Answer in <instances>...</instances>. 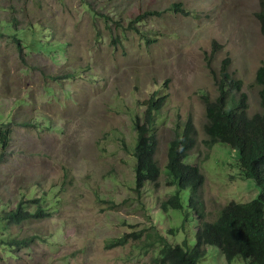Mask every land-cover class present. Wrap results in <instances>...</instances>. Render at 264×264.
<instances>
[{"label":"rangeland","instance_id":"obj_1","mask_svg":"<svg viewBox=\"0 0 264 264\" xmlns=\"http://www.w3.org/2000/svg\"><path fill=\"white\" fill-rule=\"evenodd\" d=\"M173 4L190 15L170 11ZM0 7V20L40 26L51 42L63 44L53 54L29 49L23 58L12 36L0 35V130H10L6 145L0 144V217L35 198H45L51 213L0 223V238L34 239L11 252L0 247V264H155L161 248L149 245L154 225L171 242L196 246L199 220L190 190L183 195L185 209L168 212L163 203L176 188L165 173L159 188L135 190V118L145 122L155 93L168 99L156 127L163 172L178 127L193 119L198 128L199 146L187 163L200 165L206 176L208 220L216 221L233 201L259 197L260 187L241 177L235 150L205 144L204 97L219 94L207 64L217 42L223 49L214 67L230 57L251 114L263 111L260 0H0ZM148 11L162 15L137 31L130 27ZM69 73L74 78L62 81ZM126 236V245L111 247ZM200 264L229 262L211 246ZM232 264L246 261L239 257Z\"/></svg>","mask_w":264,"mask_h":264},{"label":"trees","instance_id":"obj_2","mask_svg":"<svg viewBox=\"0 0 264 264\" xmlns=\"http://www.w3.org/2000/svg\"><path fill=\"white\" fill-rule=\"evenodd\" d=\"M87 8L92 14L96 12L90 6ZM169 10L183 16L190 15L181 4H173ZM161 15L160 12L148 11L131 21L130 27H134L137 31L140 23L146 22L150 17ZM257 18L262 24L264 35V0H260ZM0 24H4L5 30L11 29V33H5L0 27V35L12 36L23 58L24 51L27 52L29 49H39L40 52L53 54L63 47L61 43L51 42V36L45 37L44 30L40 26L21 27L15 18L11 21L2 19ZM222 49V46L216 42L215 51L207 62L219 94L214 100L210 96L204 97L208 119L204 126L207 136L205 144L210 150L219 143L227 144L235 150L239 154L241 177L244 180H253L260 187L261 194L248 203L231 202L222 209L216 221H209L202 196L206 176L200 165L187 163L199 146L198 128L193 119L188 120L184 128L178 127L169 143L168 165L163 172L158 160L160 141L156 127L168 99L167 96L155 93L148 103L145 122L143 123L139 116L135 118L138 130L133 152L137 162L135 190L138 194H142L147 184L159 188L165 173L167 184L176 188V191L163 203V209L167 212L171 209L184 210L183 195L190 190V207L199 220L197 244L194 248L189 246L188 241L184 244L171 242L157 225L152 226L155 233L149 235L152 240L149 245L151 247L159 245L161 248L158 257L154 260L155 264H200L208 254V247L211 246L219 247L229 264L239 257H242L246 264H264V63L257 75L263 111L251 114L247 95L244 93V82L232 71V59L225 58L220 69L214 67V56ZM73 78L74 75L69 73L61 79L63 81ZM9 132L8 126L0 130L1 145H6ZM45 203V198L22 201L14 211L6 212L0 217V223L21 224L29 219L49 218L51 213L46 211ZM29 207H35V211L29 212ZM171 232L174 233V230ZM1 233L3 232L0 226ZM129 237L114 241L111 247L126 245ZM33 241V238L21 240L0 238V247L4 251L11 252L10 249L27 247Z\"/></svg>","mask_w":264,"mask_h":264}]
</instances>
